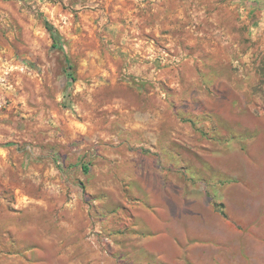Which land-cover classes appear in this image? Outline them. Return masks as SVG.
Returning <instances> with one entry per match:
<instances>
[{
    "label": "rangeland",
    "instance_id": "1",
    "mask_svg": "<svg viewBox=\"0 0 264 264\" xmlns=\"http://www.w3.org/2000/svg\"><path fill=\"white\" fill-rule=\"evenodd\" d=\"M0 264H264V0H0Z\"/></svg>",
    "mask_w": 264,
    "mask_h": 264
},
{
    "label": "crops",
    "instance_id": "2",
    "mask_svg": "<svg viewBox=\"0 0 264 264\" xmlns=\"http://www.w3.org/2000/svg\"><path fill=\"white\" fill-rule=\"evenodd\" d=\"M147 190L149 200L142 203L141 207L137 206L140 212L136 215L137 233L133 235L134 239L139 236H146L144 240L145 247L141 249V252L145 254L156 250L160 251L159 244L170 242L175 234V229L179 228L180 230L183 221L181 217V211L183 210L181 184H178L175 180H170L168 184H165L164 181H158L154 178L148 181ZM201 190L203 191V189ZM201 190L199 189V192ZM199 196L192 197L193 201L196 203L205 202L206 197L200 196L199 198ZM211 209L216 220L217 229L219 227L222 234H224L225 229L228 236L229 221L220 213H216L214 207ZM205 227L206 224L203 223L202 228ZM221 249H223V245Z\"/></svg>",
    "mask_w": 264,
    "mask_h": 264
},
{
    "label": "trees",
    "instance_id": "3",
    "mask_svg": "<svg viewBox=\"0 0 264 264\" xmlns=\"http://www.w3.org/2000/svg\"><path fill=\"white\" fill-rule=\"evenodd\" d=\"M45 27L46 29L49 31V33L51 34V37L53 39V44L54 47H58L59 46V34L58 31L56 30V28L49 22V21H45ZM72 77V76H71Z\"/></svg>",
    "mask_w": 264,
    "mask_h": 264
}]
</instances>
